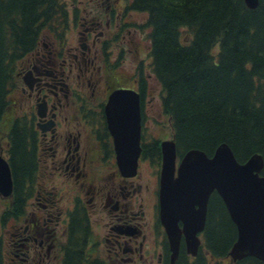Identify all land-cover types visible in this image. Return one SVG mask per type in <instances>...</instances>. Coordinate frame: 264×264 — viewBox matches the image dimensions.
<instances>
[{
	"label": "flooded vegetation",
	"instance_id": "flooded-vegetation-1",
	"mask_svg": "<svg viewBox=\"0 0 264 264\" xmlns=\"http://www.w3.org/2000/svg\"><path fill=\"white\" fill-rule=\"evenodd\" d=\"M131 4L67 0L62 29L41 33L17 64L10 109L0 119V264H65L73 243L81 247V264H170L159 218L161 156L148 152L161 153L163 140L155 134L165 114L146 19ZM117 90L138 106L139 152L133 169L127 153V174L116 144L136 143L111 132L105 112ZM123 99L114 129L126 133L125 112L132 108ZM12 123L29 129L34 151L32 176L19 190L10 162Z\"/></svg>",
	"mask_w": 264,
	"mask_h": 264
},
{
	"label": "trees",
	"instance_id": "trees-1",
	"mask_svg": "<svg viewBox=\"0 0 264 264\" xmlns=\"http://www.w3.org/2000/svg\"><path fill=\"white\" fill-rule=\"evenodd\" d=\"M131 6L146 13L151 72L161 87L176 154L198 149L212 156L225 143L240 163L260 154L264 175V0L254 9L244 0H132ZM66 13L67 0H0V119L10 109L17 64L35 49L41 33L62 29ZM9 131L19 190L32 176L34 151L28 147L29 129L12 123ZM148 152L161 156L159 148ZM236 236L214 191L201 247L191 257L181 242L174 264H264L252 256L231 261ZM82 255L73 243L65 264H81Z\"/></svg>",
	"mask_w": 264,
	"mask_h": 264
},
{
	"label": "water",
	"instance_id": "water-1",
	"mask_svg": "<svg viewBox=\"0 0 264 264\" xmlns=\"http://www.w3.org/2000/svg\"><path fill=\"white\" fill-rule=\"evenodd\" d=\"M249 9L257 7L259 0H244ZM123 90L114 91L106 105L108 128L118 136L128 137L125 141H135L136 148L124 149L122 141L116 144L118 165L123 173L128 167L127 153H132L136 166L138 149V106L137 102L126 99ZM131 103L125 114L131 119V130L126 133L114 129L119 117L116 104ZM133 102V103H132ZM132 137L133 140H130ZM124 142V141H123ZM162 166L159 188V218L165 229L171 250L170 263L174 264L181 238L186 251L195 256L201 244L199 233L205 226L207 205L212 192H216L224 202L227 212L236 227V240L228 256L232 261L252 256L264 262V175L261 174L263 158L255 153L245 162L236 160L231 148L220 144L212 154L206 155L198 149L184 153L176 167V150L173 140L161 142ZM7 184L10 186L9 171ZM127 174V173H125Z\"/></svg>",
	"mask_w": 264,
	"mask_h": 264
},
{
	"label": "rangeland",
	"instance_id": "rangeland-1",
	"mask_svg": "<svg viewBox=\"0 0 264 264\" xmlns=\"http://www.w3.org/2000/svg\"><path fill=\"white\" fill-rule=\"evenodd\" d=\"M140 15L142 16V18L146 16L145 13H141ZM143 33H146L145 35H147L146 39H147V52H148V49H150V42H149V38H148L149 27L145 26V24H144V32ZM213 50H214V52H216L218 50V46H215L213 48ZM155 92L159 95L161 94V87H160L159 83H158V85L155 84ZM19 104H20V101H19ZM157 127H158V130H157L155 136L159 137L162 140H170L172 138V129H171V126L169 123V119L165 115H164L163 120H159Z\"/></svg>",
	"mask_w": 264,
	"mask_h": 264
},
{
	"label": "bare ground",
	"instance_id": "bare-ground-1",
	"mask_svg": "<svg viewBox=\"0 0 264 264\" xmlns=\"http://www.w3.org/2000/svg\"><path fill=\"white\" fill-rule=\"evenodd\" d=\"M125 121H126V120H125ZM126 124H127V123H126ZM126 124H125V125H126Z\"/></svg>",
	"mask_w": 264,
	"mask_h": 264
}]
</instances>
